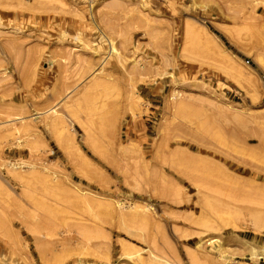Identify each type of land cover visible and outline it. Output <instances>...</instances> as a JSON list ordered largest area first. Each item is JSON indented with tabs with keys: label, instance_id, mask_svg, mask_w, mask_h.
Here are the masks:
<instances>
[{
	"label": "rangeland",
	"instance_id": "374dc122",
	"mask_svg": "<svg viewBox=\"0 0 264 264\" xmlns=\"http://www.w3.org/2000/svg\"><path fill=\"white\" fill-rule=\"evenodd\" d=\"M262 135L264 0H0V264H264Z\"/></svg>",
	"mask_w": 264,
	"mask_h": 264
},
{
	"label": "bare ground",
	"instance_id": "6f19581e",
	"mask_svg": "<svg viewBox=\"0 0 264 264\" xmlns=\"http://www.w3.org/2000/svg\"><path fill=\"white\" fill-rule=\"evenodd\" d=\"M263 137H264V135H262ZM261 139H262V142L264 143V141H263V138L261 137ZM261 141V140H260ZM260 144H261V142H260ZM262 146V145H261ZM263 147H264V145H263Z\"/></svg>",
	"mask_w": 264,
	"mask_h": 264
}]
</instances>
